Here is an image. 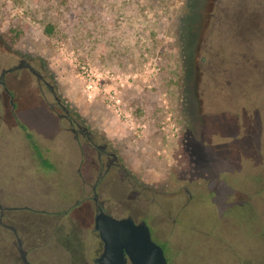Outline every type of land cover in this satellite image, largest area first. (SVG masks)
Returning <instances> with one entry per match:
<instances>
[{"label": "rangeland", "instance_id": "obj_1", "mask_svg": "<svg viewBox=\"0 0 264 264\" xmlns=\"http://www.w3.org/2000/svg\"><path fill=\"white\" fill-rule=\"evenodd\" d=\"M24 60L116 148L126 188L100 200L169 264H264V0H0V75ZM5 80L0 203L31 264H93L81 154L27 69ZM12 239L0 264H24Z\"/></svg>", "mask_w": 264, "mask_h": 264}, {"label": "flooded vegetation", "instance_id": "obj_2", "mask_svg": "<svg viewBox=\"0 0 264 264\" xmlns=\"http://www.w3.org/2000/svg\"><path fill=\"white\" fill-rule=\"evenodd\" d=\"M22 69H27L30 74L36 78L38 88L46 101L47 108L63 124L61 126L62 132L69 136L70 140L76 145L78 152L81 154L77 155L78 163L76 165V175L83 177L81 186L87 188L89 187L90 192L92 191L93 193L92 199L95 220L97 215L102 210L113 216L106 209L105 202L100 200L99 192H104L109 188H112L115 191L119 188H126V179L121 176L122 172H127V167L120 157V154L114 146L106 142L105 135L103 133L93 131L89 125L79 117L77 111L74 110L72 106L64 103L63 99L58 95L55 86L49 81L48 75L38 71L33 64L27 60L22 61L19 65L8 70H4L0 75V86H4V92H6L10 97L12 113L16 108L15 93L10 88L5 87V78L7 74ZM85 176H88L89 178H86ZM91 176L94 177L92 183ZM82 191H84L83 188ZM88 198H91V196H88ZM77 204H79V202ZM10 210V207H5L0 203V231H8L9 236L13 238L12 241H6V247L9 251L8 253H10V255L13 254L12 250L17 246V250L22 258V251H26L24 249V240L19 237L18 229L15 226V217L10 214ZM67 212L68 210L64 213L67 214ZM128 217H131L136 223L145 221H139L134 216ZM48 222L49 220L47 219H43V221H41L39 225L41 233L45 231L44 228L48 225ZM28 236L31 238L32 235ZM103 252L104 243L102 253ZM100 256L94 259L93 264H99L98 259ZM128 264L131 263L129 262Z\"/></svg>", "mask_w": 264, "mask_h": 264}, {"label": "water", "instance_id": "obj_3", "mask_svg": "<svg viewBox=\"0 0 264 264\" xmlns=\"http://www.w3.org/2000/svg\"><path fill=\"white\" fill-rule=\"evenodd\" d=\"M95 228L104 243L99 264H169L164 248L152 235L146 221L136 223L131 217L116 218L101 211ZM24 264H31L28 252L22 251Z\"/></svg>", "mask_w": 264, "mask_h": 264}]
</instances>
